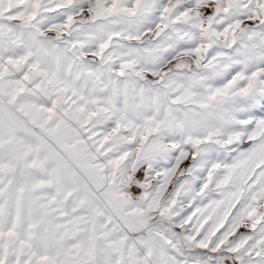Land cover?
Listing matches in <instances>:
<instances>
[{"label": "snow or ice", "instance_id": "obj_1", "mask_svg": "<svg viewBox=\"0 0 264 264\" xmlns=\"http://www.w3.org/2000/svg\"><path fill=\"white\" fill-rule=\"evenodd\" d=\"M0 264H264V0H0Z\"/></svg>", "mask_w": 264, "mask_h": 264}, {"label": "rangeland", "instance_id": "obj_2", "mask_svg": "<svg viewBox=\"0 0 264 264\" xmlns=\"http://www.w3.org/2000/svg\"><path fill=\"white\" fill-rule=\"evenodd\" d=\"M242 231H243V229H242Z\"/></svg>", "mask_w": 264, "mask_h": 264}]
</instances>
